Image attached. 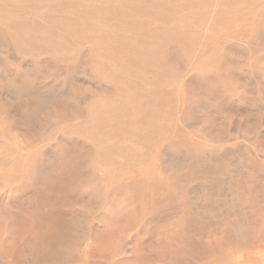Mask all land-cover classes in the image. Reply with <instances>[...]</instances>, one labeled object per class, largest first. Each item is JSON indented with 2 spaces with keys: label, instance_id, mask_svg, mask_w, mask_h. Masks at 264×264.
<instances>
[{
  "label": "rangeland",
  "instance_id": "obj_1",
  "mask_svg": "<svg viewBox=\"0 0 264 264\" xmlns=\"http://www.w3.org/2000/svg\"><path fill=\"white\" fill-rule=\"evenodd\" d=\"M263 22L264 0H0V264L263 256Z\"/></svg>",
  "mask_w": 264,
  "mask_h": 264
},
{
  "label": "bare ground",
  "instance_id": "obj_2",
  "mask_svg": "<svg viewBox=\"0 0 264 264\" xmlns=\"http://www.w3.org/2000/svg\"><path fill=\"white\" fill-rule=\"evenodd\" d=\"M222 1H224V0H222ZM228 1H230V0H228ZM217 5H215V7H216ZM217 8H218V6H217ZM217 8H216V10H217ZM48 9V8H47ZM214 9V8H213ZM158 10V9H157ZM162 10H163V8H162ZM162 10H158V12H161ZM218 10H219V8H218ZM39 11V10H38ZM156 11V10H155ZM164 11V10H163ZM16 12H18V11H15V13ZM19 12H21V11H19ZM214 13H215V15H216V12L215 11H213ZM14 13V12H13ZM15 13H14V15H15ZM22 13V12H21ZM242 13V12H241ZM20 14V13H19ZM165 14V13H164ZM163 14V15H164ZM218 14V13H217ZM239 14H240V12H239ZM175 15V14H174ZM234 15H236V14H234ZM155 18V17H154ZM157 18V17H156ZM170 18V17H169ZM169 18H167V20L169 19ZM172 18V17H171ZM170 18V19H171ZM201 18V17H200ZM202 18H204V17H202ZM184 19H186V18H184ZM231 19H232V17H231ZM66 20V19H65ZM141 20V19H140ZM172 20V19H171ZM171 20H169V21H171ZM202 20V19H201ZM201 20H198V21H200V23L202 22ZM204 20V19H203ZM237 20V19H236ZM235 20V21H236ZM161 22V21H160ZM211 22L212 21H210V25H211ZM215 23H216V20L214 21ZM213 22V23H214ZM203 23V22H202ZM202 23H201V25H202ZM204 23H206V22H204ZM230 23V22H229ZM207 24V23H206ZM209 24V23H208ZM207 24V25H208ZM262 24H264V22L262 23ZM140 25V24H139ZM213 25V24H212ZM215 25V24H214ZM146 26V25H145ZM12 27H14V26H12ZM17 27V26H16ZM19 27H21L20 25H19ZM54 27V26H53ZM56 28H57V26H55ZM62 27V26H61ZM143 27V26H142ZM242 27V26H241ZM9 28V27H8ZM30 28V27H29ZM28 27H25L24 29H19V30H17V34L15 35H11L10 37H11V39H12V42L15 44V47H21V46H23V45H28V47H32V46H34L35 45V42H36V40H41L42 39V37H39L36 33H34L31 29L32 28H30L29 29ZM9 29H11V28H9ZM16 29H18V28H16ZM51 29V28H50ZM60 29V28H59ZM62 29V28H61ZM60 29V30H61ZM57 30L58 29H55V32H57ZM65 30V29H64ZM9 31V30H8ZM50 31H53V29H51ZM62 31H63V29H62ZM260 31V30H259ZM64 32H66V31H64ZM133 32V31H132ZM67 33V32H66ZM131 33V32H130ZM57 34H59V33H57ZM162 34V33H161ZM61 35V34H60ZM96 34H94V36H95ZM174 35V34H173ZM175 35H177L176 33H175ZM89 36H91V35H89ZM157 36V35H156ZM180 36V35H179ZM183 36V35H182ZM175 37H177V36H175ZM45 38V37H44ZM70 38V37H69ZM109 38V37H108ZM116 38V37H115ZM157 38H159V37H157ZM184 39V36L183 37H180V39ZM1 39V38H0ZM49 39V38H48ZM47 39V40H48ZM133 39V38H132ZM34 40V41H33ZM47 40H45L44 39V41H47ZM173 40H175V39H173ZM184 40H186V39H184ZM209 40H210V38H209ZM43 41V42H44ZM145 41V40H144ZM180 41V40H179ZM264 41V40H263ZM48 42H50V41H48ZM51 42H54V41H51ZM84 42V41H83ZM90 42H92V41H90ZM146 42V41H145ZM161 42V41H160ZM207 42V41H206ZM94 43V42H93ZM187 43V42H186ZM208 43H210V42H208ZM40 44V43H39ZM49 44V43H48ZM188 44V43H187ZM5 45V44H4ZM184 45H185V43H184ZM257 45V44H256ZM2 45H0V47H1ZM6 46V45H5ZM53 46V45H52ZM51 46V47H52ZM81 46V45H80ZM98 46V45H97ZM258 46V45H257ZM14 47V49H16ZM42 47V46H41ZM2 48V47H1ZM36 48H37V46H36ZM35 48V49H36ZM48 48V47H47ZM46 48V49H47ZM53 48V47H52ZM51 48V49H52ZM98 48V47H97ZM118 48V47H117ZM13 49V50H14ZM18 49V48H17ZM25 49V48H24ZM39 49V48H38ZM50 49V48H49ZM100 49V48H99ZM119 49V48H118ZM120 49H122V48H120ZM48 50V49H47ZM91 50V49H90ZM104 49H102V51H103ZM109 50V49H108ZM114 50V49H113ZM123 50V49H122ZM18 51V50H17ZM30 51V50H29ZM35 51V50H34ZM41 51V50H40ZM60 51V50H59ZM19 52V51H18ZM33 52V51H32ZM38 52V51H37ZM46 52V51H45ZM49 52V51H48ZM47 52V53H48ZM57 52V51H56ZM62 52H64V51H62ZM61 52V53H62ZM87 52V51H86ZM108 52V51H107ZM127 52V51H126ZM50 53V52H49ZM52 53V52H51ZM51 53H50V55H51ZM54 53V52H53ZM58 53H60V52H57L56 54H58ZM65 53V52H64ZM92 53V52H91ZM132 53V52H131ZM147 53V52H146ZM162 53V52H161ZM39 54V53H38ZM42 55L44 54V53H41ZM78 54H79V52H78ZM77 54V55H78ZM95 54V53H94ZM140 54V53H139ZM143 54V53H142ZM148 54H151V53H149L148 52ZM27 55V54H26ZM29 55V54H28ZM40 55V54H39ZM53 55V54H52ZM55 55V54H54ZM61 54H59V56H60ZM74 55H76V54H74ZM110 55V54H109ZM126 55V54H125ZM62 56V55H61ZM74 57V56H73ZM128 57V56H127ZM149 57H151V56H149ZM69 59V58H68ZM72 59V58H71ZM93 59H95V58H93ZM26 61H27V58L25 59ZM60 60V59H59ZM50 61V60H49ZM99 61V60H98ZM131 61V60H130ZM63 62H65V61H63ZM85 62V61H84ZM66 63V62H65ZM100 63V62H99ZM101 65V64H100ZM103 65V64H102ZM159 66V65H158ZM168 67H169V65H167ZM103 67V66H102ZM136 67V66H135ZM51 68V67H50ZM127 69V68H126ZM104 70V69H103ZM145 70V69H144ZM153 71H155V70H153ZM157 71V70H156ZM155 71V72H156ZM106 72V71H105ZM154 73V72H153ZM156 73H158V72H156ZM32 75V74H31ZM107 75V74H106ZM99 77H100V75H99ZM14 79V78H13ZM117 79V78H116ZM124 79V78H123ZM111 80V79H110ZM120 80V79H119ZM15 83V82H14ZM149 83V82H148ZM106 84V83H105ZM91 85V84H90ZM108 86V85H107ZM19 89V88H18ZM111 89V88H110ZM108 91V90H107ZM121 91V90H120ZM124 91V90H123ZM128 91V90H127ZM6 94V93H5ZM2 95H3V93H2ZM85 97V96H84ZM123 97V96H122ZM2 98H3V96H2ZM122 98H120V100H121ZM178 99V98H177ZM129 101V100H128ZM120 102V101H119ZM133 102V101H132ZM117 103V102H116ZM122 105V104H121ZM127 106H128V103H127ZM147 106V105H146ZM38 107V106H37ZM125 107V106H124ZM133 107V106H132ZM117 108V107H116ZM134 109V108H133ZM138 109V108H137ZM135 110V109H134ZM115 111H116V109H115ZM145 113V112H144ZM136 114V113H135ZM146 114V113H145ZM133 115V114H132ZM173 125V124H172ZM61 126V125H60ZM174 127V126H173ZM64 128V127H63ZM172 129H174V128H172ZM63 130H65V129H63ZM173 131V130H172ZM176 131V130H175ZM59 132V131H58ZM146 132V131H145ZM174 132V131H173ZM172 133V132H171ZM170 133V134H171ZM120 134V133H119ZM26 135V134H25ZM167 135H168V133H167ZM173 135H174V133H173ZM27 136V135H26ZM119 137V136H118ZM133 137V136H132ZM149 137V136H148ZM45 138H47V137H45ZM120 138V137H119ZM125 138V137H124ZM128 138V137H127ZM150 138V137H149ZM113 139V138H112ZM130 139V138H129ZM170 139V138H169ZM45 140V139H44ZM110 140H111V138H110ZM139 140V139H138ZM22 141V140H21ZM130 141V140H129ZM132 141V140H131ZM175 141V140H174ZM106 142V141H105ZM109 142V141H108ZM151 142V141H150ZM158 142H159V140H158ZM27 143V142H26ZM124 143V142H123ZM33 144V143H32ZM128 144H129V142H128ZM135 144V143H134ZM176 144V143H175ZM25 145V144H24ZM162 145V144H161ZM13 146V145H12ZM128 146V145H127ZM134 147V146H133ZM137 147V146H136ZM127 150V149H126ZM160 150V149H159ZM158 150V151H159ZM4 152V151H3ZM34 153V152H33ZM145 152H144V150H141V154H144ZM169 155V154H168ZM31 156V155H30ZM170 157V156H169ZM228 157V156H227ZM6 158V157H5ZM127 158V157H126ZM185 158H187V157H185ZM7 159V158H6ZM122 159V158H121ZM120 159V160H121ZM11 160V159H10ZM119 160V161H120ZM149 160V159H148ZM172 160H174L173 158H172ZM185 160V159H184ZM8 161V160H7ZM122 161V160H121ZM181 162V161H180ZM188 162V161H187ZM186 162V163H187ZM13 163H14V161H13ZM173 163V162H172ZM27 164V163H26ZM181 164V163H180ZM8 165V164H7ZM108 166V165H107ZM113 166V165H112ZM135 168V167H134ZM190 171V170H189ZM49 173V172H48ZM100 173V172H99ZM118 173V172H117ZM161 173V172H160ZM101 176V175H100ZM109 179V178H108ZM106 180V179H105ZM169 180V179H168ZM177 181V180H176ZM55 183V182H54ZM101 183V182H100ZM105 183V182H104ZM180 184H181V182H180ZM215 184V183H214ZM166 186H167V184H166ZM166 188V187H165ZM161 190V189H160ZM180 192V191H179ZM178 192V193H179ZM171 195V194H170ZM174 194H172V196H173ZM168 196V195H167ZM0 198H1V196H0ZM172 198V197H171ZM175 199V198H174ZM177 199V198H176ZM176 201V200H175ZM170 202H172V201H170ZM193 204V203H192ZM188 205V204H187ZM179 206V205H178ZM178 208V207H177ZM176 208V209H177ZM171 209V208H170ZM175 210V209H174ZM179 210V209H178ZM194 211V210H193ZM103 212V213H102ZM102 212H100V213H102V214H104V211H102ZM200 212V211H199ZM255 213V212H254ZM105 214L107 215V213L105 212ZM191 214V213H190ZM194 215H195V213H193ZM196 214H198L197 212H196ZM200 214H202V213H200ZM110 215H111V213H110ZM171 215V214H170ZM231 215V214H230ZM172 216V215H171ZM206 217H207V215H206ZM187 218V217H186ZM196 218H197V216H196ZM213 219V218H212ZM187 220V219H186ZM198 220V219H197ZM212 220H210L209 222H211ZM247 230V229H246ZM206 232V231H205ZM233 232V231H232ZM207 233V232H206ZM234 233V232H233ZM246 233H248V235H251V234H249V232H247V231H245L243 234V236H242V238H243V240H245V239H248L250 236H248ZM236 235V234H235ZM240 235V234H239ZM239 235H237V236H239ZM204 236V235H203ZM230 236H233V235H230ZM172 238V237H171ZM250 239V238H249ZM231 240V239H230ZM251 240V239H250ZM244 242V241H243ZM231 243H233V240L231 241ZM199 244V243H198ZM235 244V243H234ZM241 244V243H240ZM231 245V247H232V244H230ZM229 245V246H230ZM228 246V245H227ZM228 246V247H229ZM85 248V247H84ZM198 248H199V246H198ZM202 248V247H201ZM263 248V247H262ZM261 248V249H262ZM189 249V248H188ZM203 249V248H202ZM209 249V248H208ZM224 249H226V248H224ZM224 249H222L223 251H225ZM233 249V248H232ZM204 251H205V249H203ZM229 250V249H228ZM231 250V249H230ZM229 250V251H230ZM245 250V249H244ZM255 250V249H254ZM257 250H260V249H257ZM257 250H255V251H257ZM234 251V250H233ZM233 251H230V252H233ZM239 251V250H238ZM260 251H263V250H260ZM260 251L258 252V253H253L252 251H248V254H247V256L245 257L244 256V254L241 256V257H239L241 254H239V256H236L235 255V257H238V259L236 258H234V260H236V262H234V264H252V263H256V264H264V252H263V256L261 255V253H260ZM209 252V250L207 251V253ZM235 252H237V250L235 251ZM221 253V252H220ZM240 253V252H239ZM242 253H243V251H242ZM245 253H247V252H245ZM260 253V254H259ZM212 254V253H211ZM222 254V253H221ZM233 254H234V252H233ZM256 254V255H255ZM257 254H259L260 256H262V257H260L259 255H257ZM206 254L203 252L202 253V256L204 257ZM212 255H214V254H212ZM211 255V256H212ZM216 255V254H215ZM214 255V256H215ZM201 256V257H202ZM208 256V255H207ZM218 256H222L223 258H224V256L223 255H219L218 254ZM256 256H258V257H256ZM202 257V258H203ZM233 257H234V255H233ZM205 258H210V257H206L205 256ZM214 258V257H213ZM212 258V259H213ZM217 257H215V260H217L218 262H217V264L219 263L220 264V262H219V259H222L221 257H218L219 259H216ZM250 259L251 261H252V263H249V262H251V261H249V260H247V259ZM211 259V258H210ZM224 259H222V260H220V261H223ZM202 261V260H201ZM225 261V260H224ZM230 261V260H229ZM223 263V262H222ZM188 264V263H187ZM215 264V263H214ZM233 264V263H232Z\"/></svg>",
  "mask_w": 264,
  "mask_h": 264
}]
</instances>
